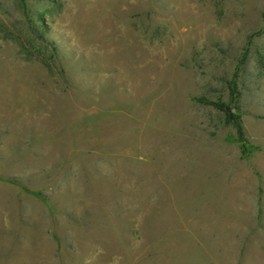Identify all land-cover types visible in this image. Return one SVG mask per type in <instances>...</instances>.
I'll return each mask as SVG.
<instances>
[{
	"label": "rangeland",
	"instance_id": "rangeland-1",
	"mask_svg": "<svg viewBox=\"0 0 264 264\" xmlns=\"http://www.w3.org/2000/svg\"><path fill=\"white\" fill-rule=\"evenodd\" d=\"M0 264H264V0H0Z\"/></svg>",
	"mask_w": 264,
	"mask_h": 264
},
{
	"label": "trees",
	"instance_id": "trees-1",
	"mask_svg": "<svg viewBox=\"0 0 264 264\" xmlns=\"http://www.w3.org/2000/svg\"><path fill=\"white\" fill-rule=\"evenodd\" d=\"M233 117H235V116H233ZM233 121H234V124L236 126L237 132H238V134H239V136L241 137V140H242L243 139V135H244L242 125H241L240 121H237V120H233Z\"/></svg>",
	"mask_w": 264,
	"mask_h": 264
}]
</instances>
